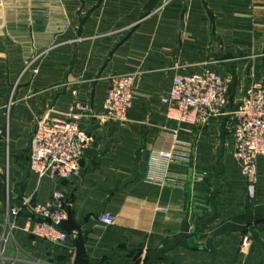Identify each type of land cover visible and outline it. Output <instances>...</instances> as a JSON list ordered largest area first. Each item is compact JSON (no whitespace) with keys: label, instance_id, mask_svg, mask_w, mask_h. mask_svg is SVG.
Instances as JSON below:
<instances>
[{"label":"crops","instance_id":"0c3cea01","mask_svg":"<svg viewBox=\"0 0 264 264\" xmlns=\"http://www.w3.org/2000/svg\"><path fill=\"white\" fill-rule=\"evenodd\" d=\"M207 68L229 82L230 103L207 126L181 123L161 99L175 76ZM119 75L134 80L133 106L102 123ZM254 84L264 85V0H0L2 119L12 101L0 264H264V157L251 200L228 114ZM77 103L94 138L80 170L38 176L28 162L38 122ZM174 134L192 160L159 164L152 155ZM55 193L69 203L62 243L27 231Z\"/></svg>","mask_w":264,"mask_h":264},{"label":"built area","instance_id":"2783aa9c","mask_svg":"<svg viewBox=\"0 0 264 264\" xmlns=\"http://www.w3.org/2000/svg\"><path fill=\"white\" fill-rule=\"evenodd\" d=\"M134 80L128 75L115 76L105 98V114L108 119L124 121L133 106ZM175 118L190 126H207L225 113L230 103V84L217 72L207 68L199 74L175 76L169 92L162 97ZM9 102L5 119L0 116V157L5 156L4 166L0 159V172L8 169ZM233 120L235 155L247 182L248 197L256 198L258 184V160L264 157V85L254 84L247 88L237 106L228 113ZM86 104L77 103L68 114L49 110L38 122L29 151V167L40 177L59 176L67 179L81 168V160L94 138L81 126V119L90 116ZM193 157L190 143L173 135L169 149L155 151L152 159L162 165L188 164ZM167 177V176H166ZM164 177L162 183L168 178ZM40 219L31 228L32 235L51 242H65L71 235L64 229L69 219V203L63 193H55L47 206L37 209ZM98 220L110 225L114 215L103 213ZM15 225L11 226V229ZM251 241L249 231L243 237V247Z\"/></svg>","mask_w":264,"mask_h":264}]
</instances>
